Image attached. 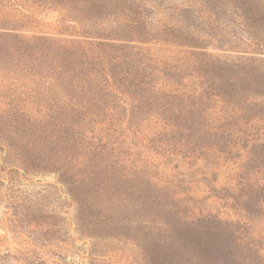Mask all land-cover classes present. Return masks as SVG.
<instances>
[{
    "label": "rangeland",
    "instance_id": "374dc122",
    "mask_svg": "<svg viewBox=\"0 0 264 264\" xmlns=\"http://www.w3.org/2000/svg\"><path fill=\"white\" fill-rule=\"evenodd\" d=\"M67 1L0 0V34L116 44L128 102L81 130L102 141L69 140L44 78L13 74L0 39V264H264V0H134L89 19ZM128 18L167 39L121 32ZM139 48L185 66L151 78ZM134 78L163 83L160 100Z\"/></svg>",
    "mask_w": 264,
    "mask_h": 264
},
{
    "label": "trees",
    "instance_id": "16d2710c",
    "mask_svg": "<svg viewBox=\"0 0 264 264\" xmlns=\"http://www.w3.org/2000/svg\"><path fill=\"white\" fill-rule=\"evenodd\" d=\"M16 1L19 2L20 0ZM128 2L132 3L135 1L69 0L65 7L68 8V14L77 13L81 16L86 15L89 19L91 15L101 9L107 11L113 7L111 9H114V12H116L122 5L127 6ZM95 16L103 18V14L100 12L95 14ZM124 22L126 24L124 25V29L120 28L121 32L134 34L132 37L140 38L143 42L167 39L164 38L166 36L150 34L145 26L142 29L138 28L135 25L138 22L136 18H128ZM116 33L118 34V32ZM0 39H4L6 46L10 49L7 55L9 54L10 62L16 67L13 74L20 70L19 65L22 64L25 67L22 70H31L29 75H35V72H39L40 77L44 78L47 84L46 90L44 89V97L49 94L48 90H52L60 113L58 120L59 126L70 124L72 127L68 129L74 130L78 128V131L72 134L69 140H74L75 138L79 142L80 138L84 137L85 139H99L102 141L98 136H88L81 130L85 129L90 122H100V114L105 112L103 108L107 104L111 105L112 109L108 113L109 119L113 117L116 114L114 112L116 110L114 108L116 107L115 101L125 96L118 88L120 80L114 81L113 72H111V66H109L110 58H113V49L116 44H104L102 42L97 43L87 40H73L49 36H28L26 34L12 32L0 34ZM29 49L33 52L29 53ZM133 49H137V47H133ZM138 50H131V55L134 58L141 56L142 60H145L143 64L151 70V78H156L155 74L157 73L155 72L160 66L166 68L167 65L171 68L175 67V69L185 66L184 63L179 66H172L170 60L162 59L154 55L150 57L148 52L143 53L144 49L139 48ZM116 57L120 58V55H116ZM37 68H40V70ZM126 74H130V71H126ZM144 79L141 78L137 82L134 78L129 80V84L140 86L142 90L148 92L147 100H152L157 103L160 100V87L164 86V84L159 82L151 83L150 79ZM198 100L200 99L198 98ZM105 101H108L106 105L104 104ZM122 102H128L127 96L122 99ZM103 104L104 107H102ZM164 105L165 102L164 104L162 102L160 109H163ZM133 106L136 107V104ZM168 113L169 110L165 112L156 110L153 114H155L157 120L162 119L161 121L171 125L172 122L168 117ZM78 116L81 117V120H77ZM133 118L135 119L136 117L133 116ZM94 129L96 130V128ZM100 129L102 130V128H97L98 131ZM86 144V146L84 145L82 147L85 150V156L88 153L90 156L100 155L101 151L96 149L103 148L104 146L103 144H101L102 146L94 143L91 144L89 140ZM80 155H83V153Z\"/></svg>",
    "mask_w": 264,
    "mask_h": 264
}]
</instances>
